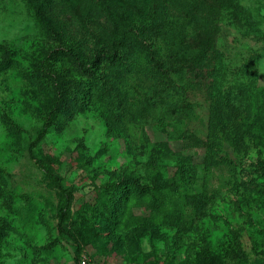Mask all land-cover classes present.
<instances>
[{"label":"rangeland","instance_id":"obj_1","mask_svg":"<svg viewBox=\"0 0 264 264\" xmlns=\"http://www.w3.org/2000/svg\"><path fill=\"white\" fill-rule=\"evenodd\" d=\"M66 1L46 11L49 0H0V264H77L78 245L99 264H264V183L258 181H264V144L253 136L243 141L221 134L215 143L207 137L218 88L207 66L202 71L193 61L204 54L220 67L224 89L246 84L259 93L264 0H198L186 16L211 18V29L163 41L159 58L170 46L184 47L172 66L193 72L194 88L176 85L172 93L196 118L176 108L165 121L150 118L136 133H117L125 125L111 105L96 100L76 110L68 103L34 148L43 168L30 145L57 99L54 80L79 82L87 77L84 66L118 53L119 38L101 36L108 24H91L100 1ZM143 1L123 0L135 19L155 21L165 10L164 2ZM41 20L56 32L45 33ZM70 43L82 48L81 61L60 52ZM146 59L126 74L133 105L142 104L156 80ZM39 67L50 76L47 84L35 75ZM54 175L74 190L76 225L66 223L71 235L58 229L61 192ZM129 182L140 192L131 213L141 223L128 224L118 202L116 211L107 204L113 185Z\"/></svg>","mask_w":264,"mask_h":264},{"label":"trees","instance_id":"obj_2","mask_svg":"<svg viewBox=\"0 0 264 264\" xmlns=\"http://www.w3.org/2000/svg\"><path fill=\"white\" fill-rule=\"evenodd\" d=\"M48 7H43L48 11L50 8L67 2L66 0H49ZM102 7H97L96 19L94 22L101 26V22L108 24V28L100 27L101 36L107 38L110 36L118 37V53L105 54L103 64H97L95 61L90 62L83 67L86 78H82L76 83L61 84L58 80H54L55 87L58 89L57 99L54 105L49 109L47 119L44 127L39 135L30 145L31 158L39 165L45 168L44 163L36 156L34 148L45 137L49 128L53 125L55 118L62 115L68 103L74 105L76 110L84 109L87 105H91L96 100L103 103L106 107L111 105L114 114L124 123V129L117 131V133H136L137 125L148 121L150 118H158L165 121L169 118L171 113L176 108H181V112L191 117L196 118V115L191 111H187V107L181 102L174 99L172 90L176 85L184 86L187 84L189 89L194 88L192 84L191 71L177 69L172 66L179 56L183 53L184 47L176 48L170 46L165 58H159V51L163 47V41L170 43L172 40L178 41L179 36H192L193 33L210 30L213 26L211 18L207 16L187 17L186 11L188 5L196 4L198 0H151L153 3L164 2V11L158 16L157 20L135 19L133 14L126 8L123 0H116L115 4L111 0H99ZM149 2L144 0L143 2ZM166 2V3H165ZM188 2L187 5L184 3ZM166 4H171L172 8L167 7ZM191 7V6H190ZM213 13L219 18L220 10L213 9ZM41 17V16H40ZM128 25H130L129 31ZM41 27L45 33L56 32L50 29L46 23L41 20ZM97 42L101 48L103 45L99 43L95 37L92 38ZM67 48L68 51L61 50V53H69L78 61H81L83 54L82 48H77L76 45L70 43ZM97 58L101 51H96ZM12 57V56H11ZM10 59L12 60V58ZM168 57V58H167ZM146 59L149 63L148 74L155 75V83L150 85L147 95L142 101L141 105H133L132 101H128V94L132 86L129 82V77L126 74L137 65V61ZM194 64L200 69L204 70L207 66L208 70L206 76L214 77L215 86L218 88L217 92L212 93L211 100L208 107L207 127L210 128L207 137L212 139L215 143L216 139L221 135L234 136L235 139L240 137L243 141H250V137L257 138L264 144V88L258 90L259 93L253 92L245 87L246 84L238 86L232 85L231 88L224 89L223 81L225 75L220 67L212 65V61L207 59L204 54L195 55L193 58ZM214 68V69H213ZM211 70V71H210ZM37 78L47 84L50 76L39 67V71L34 69ZM176 74L177 79H173L172 75ZM116 83L117 85L108 84ZM110 88V89H108ZM184 90V89H183ZM257 94V97L255 95ZM260 96V97H258ZM254 99L260 102L258 110L253 104ZM97 101V102H98ZM83 102V106H82ZM161 107L163 114L157 112V108ZM75 112V111H74ZM101 114H99L100 116ZM101 117V116H100ZM173 126V125H171ZM260 131H257L256 129ZM180 128H175L176 132L180 133H194L189 128L184 132L178 131ZM199 144L203 146V141L199 140ZM213 151V150H212ZM216 154V153H215ZM214 154V155H215ZM210 169V167H207ZM56 185L61 192V198L58 206L59 221L58 229L62 234L71 235V229L66 227V223L70 222L71 228L75 227L76 223L71 219L72 205L75 199L74 190L66 186L59 175H54ZM257 179H255L256 181ZM260 183L264 181L258 180ZM130 184L113 185V191L109 195L107 204L110 209L118 210V204L122 206L120 216H129L128 224H133L138 221L141 223L143 218H135L131 213L132 203L138 198L139 190L133 182ZM202 197L205 194L201 195ZM118 202V204L116 203ZM165 208V207H164ZM162 206V211L164 210ZM164 212V211H163ZM120 220V219H119ZM121 222V221H120ZM81 245L77 247L76 262L78 264L80 256L83 251Z\"/></svg>","mask_w":264,"mask_h":264},{"label":"built area","instance_id":"obj_3","mask_svg":"<svg viewBox=\"0 0 264 264\" xmlns=\"http://www.w3.org/2000/svg\"><path fill=\"white\" fill-rule=\"evenodd\" d=\"M78 264H99L97 260L89 254L87 250L83 251Z\"/></svg>","mask_w":264,"mask_h":264}]
</instances>
